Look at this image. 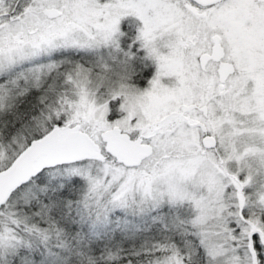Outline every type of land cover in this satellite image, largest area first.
I'll list each match as a JSON object with an SVG mask.
<instances>
[{
	"label": "snow or ice",
	"instance_id": "snow-or-ice-1",
	"mask_svg": "<svg viewBox=\"0 0 264 264\" xmlns=\"http://www.w3.org/2000/svg\"><path fill=\"white\" fill-rule=\"evenodd\" d=\"M0 264H264V0H0Z\"/></svg>",
	"mask_w": 264,
	"mask_h": 264
},
{
	"label": "rangeland",
	"instance_id": "rangeland-1",
	"mask_svg": "<svg viewBox=\"0 0 264 264\" xmlns=\"http://www.w3.org/2000/svg\"><path fill=\"white\" fill-rule=\"evenodd\" d=\"M154 66H150V71L154 72Z\"/></svg>",
	"mask_w": 264,
	"mask_h": 264
}]
</instances>
